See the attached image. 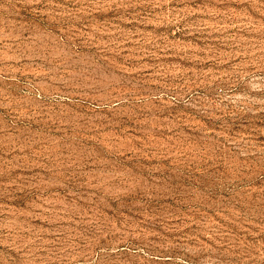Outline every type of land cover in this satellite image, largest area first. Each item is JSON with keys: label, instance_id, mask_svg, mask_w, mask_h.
<instances>
[{"label": "rangeland", "instance_id": "obj_1", "mask_svg": "<svg viewBox=\"0 0 264 264\" xmlns=\"http://www.w3.org/2000/svg\"><path fill=\"white\" fill-rule=\"evenodd\" d=\"M0 264H264V0H0Z\"/></svg>", "mask_w": 264, "mask_h": 264}]
</instances>
